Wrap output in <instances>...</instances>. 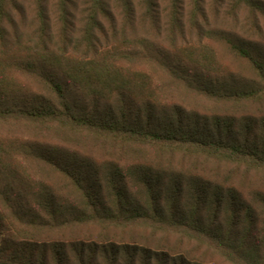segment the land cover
Here are the masks:
<instances>
[{"label": "trees", "instance_id": "16d2710c", "mask_svg": "<svg viewBox=\"0 0 264 264\" xmlns=\"http://www.w3.org/2000/svg\"><path fill=\"white\" fill-rule=\"evenodd\" d=\"M50 7L0 0V264H264V0Z\"/></svg>", "mask_w": 264, "mask_h": 264}, {"label": "rangeland", "instance_id": "374dc122", "mask_svg": "<svg viewBox=\"0 0 264 264\" xmlns=\"http://www.w3.org/2000/svg\"><path fill=\"white\" fill-rule=\"evenodd\" d=\"M48 1H49V5L51 6L50 9H52V5H53L54 0H48ZM84 1L85 0H78V5H81ZM33 2H34V0H26V6L28 7L30 4L32 6ZM24 4H25V0H24ZM245 17L246 16L242 15V18H245ZM224 25H226L228 27H233V25L231 23H229V22L226 23L225 21H224ZM252 27H253V24H249L245 30V29H243V25L240 24L238 26L237 30L242 31V33L247 35V36L251 35L252 38H256L257 35L255 34V32H251ZM194 39H195V37H194ZM215 43H216L215 47L219 53L220 61L223 63V67H227L228 71H232L233 73H237L239 75L243 74V75H246L247 77H252L251 69H250L249 63L247 61H244L243 59H240L239 57L234 56L222 44H219L218 42H215ZM220 69H221L220 76H222L223 78H229L230 77V73L228 71H226L227 69H225V70H224V68L223 69L220 68ZM28 85L31 88H33L32 84H28ZM261 107L264 110V103L262 104ZM252 108H257V106L250 105L249 110L252 111ZM2 129H4V130H2ZM12 129L15 133H19L20 130H24V131L27 130V128H24V127L23 128L22 127L21 128H19V127L13 128L12 127ZM9 131H10V128H8V127L3 128L2 125H0V137L1 136L8 137L7 132H9ZM55 132L52 133L51 134L52 136L48 137V139L53 141L54 143H59L62 147H66L67 145H74V146L79 147V148H83V149L85 148V151H87L88 153H92L97 157H99L100 154L103 153V150H101L102 148L97 144V142L90 139V138H85L81 135L77 137V135H73V134H69V133H62V132L60 133L57 131H55ZM22 133H23V131H22ZM26 135L30 136L31 134H26ZM22 136H23V134H22ZM62 137H65V138H62ZM110 149H112V148H107L106 153H108V155L111 156V153H113V152L110 151ZM29 169H30L29 171L32 172L33 174H36L35 176H37V177H40V178L44 177L45 179L49 180L53 184L56 181V174H55V172H53L51 170V168H42V167H38V166H36V168H32L30 166ZM57 177L59 178L58 175H57ZM66 183L67 182H65L64 180H61L59 178V184L57 186H55V188L62 195L65 193H68V190H67L68 188H64ZM89 232L93 233L92 235H94V236H98L99 233H101L100 231H98L96 229H90ZM215 259L217 261H220L219 258H215Z\"/></svg>", "mask_w": 264, "mask_h": 264}]
</instances>
